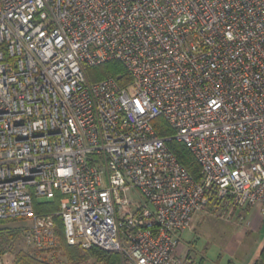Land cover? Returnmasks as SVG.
I'll return each mask as SVG.
<instances>
[{"label":"built area","instance_id":"2783aa9c","mask_svg":"<svg viewBox=\"0 0 264 264\" xmlns=\"http://www.w3.org/2000/svg\"><path fill=\"white\" fill-rule=\"evenodd\" d=\"M108 62L127 85L89 80ZM212 204L264 213V0H0V222L36 251L60 218L69 246L195 264L182 237Z\"/></svg>","mask_w":264,"mask_h":264},{"label":"rangeland","instance_id":"374dc122","mask_svg":"<svg viewBox=\"0 0 264 264\" xmlns=\"http://www.w3.org/2000/svg\"><path fill=\"white\" fill-rule=\"evenodd\" d=\"M125 195L135 199L136 192L128 191ZM39 202L46 200L39 199ZM226 212L224 209H207L195 217L192 229L183 234L182 246L191 251L196 264H254L259 258L261 245L264 244V213L255 208L249 213L241 209H236L234 214ZM26 224L17 220L5 222L0 224V232L21 230ZM23 233L24 230L9 243H2L0 239L4 249L0 258L4 264H12L21 250L54 264H70L60 248L45 252L28 248L23 242ZM80 264L100 263L88 258Z\"/></svg>","mask_w":264,"mask_h":264},{"label":"trees","instance_id":"16d2710c","mask_svg":"<svg viewBox=\"0 0 264 264\" xmlns=\"http://www.w3.org/2000/svg\"><path fill=\"white\" fill-rule=\"evenodd\" d=\"M88 78L92 82H97L100 80H103L107 77H114L117 79L119 84L122 86L127 85L130 82V76L125 70V68L118 62H108L102 66L91 68L88 71ZM155 127L160 132V135L165 136H171L172 131L169 129V127L166 125V123L162 119H158L155 121ZM168 146L172 150V152L176 155V157L179 159V161L187 168V170L192 174V176L199 180L201 178V169L193 155L191 154L190 150L181 143H178L176 141H171ZM60 200L61 196L57 195V197L53 200H49L46 202H35V210L38 214H53L60 209ZM215 204L211 205V208L214 207ZM56 222L58 224L59 228V236H60V249H62L66 257L68 259V262L70 264H80L84 260L88 258L95 259L100 264H122L123 259L121 255L117 252H107L104 250H101L99 248H92L87 251H82L81 249L77 247L69 246L64 237H63V224L61 222L60 218L56 219ZM5 222H0V224H4ZM24 229H18V230H6L0 232V239L2 243H9L12 240H15L18 238ZM0 243V256L4 253L3 252V244ZM43 252V251H38ZM84 252V254L82 253ZM12 264H54L45 260H42L39 258V256L26 252V251H19ZM255 264H264V247L260 253L259 259L255 262Z\"/></svg>","mask_w":264,"mask_h":264},{"label":"crops","instance_id":"0c3cea01","mask_svg":"<svg viewBox=\"0 0 264 264\" xmlns=\"http://www.w3.org/2000/svg\"><path fill=\"white\" fill-rule=\"evenodd\" d=\"M211 207H209V209H210ZM213 209H221V208H217V207H212ZM211 208V209H212ZM252 209H254V208H246V209H241L244 213H249ZM255 209H257V208H255ZM258 210V209H257ZM235 212V211H234ZM234 212H233V214H234ZM263 247H264V244H263V246L261 245V248H260V251H262V249H263ZM186 248V247H185ZM261 253V252H260ZM259 256H260V254H259ZM259 258H257V260H258ZM256 260V261H257ZM255 261V262H256ZM195 264H196V262H195ZM255 264V263H254Z\"/></svg>","mask_w":264,"mask_h":264}]
</instances>
